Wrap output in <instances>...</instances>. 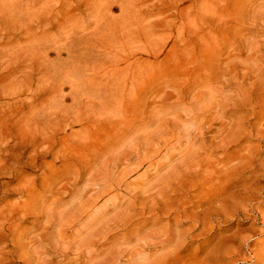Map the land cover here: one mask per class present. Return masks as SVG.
Returning <instances> with one entry per match:
<instances>
[{"label":"rangeland","instance_id":"374dc122","mask_svg":"<svg viewBox=\"0 0 264 264\" xmlns=\"http://www.w3.org/2000/svg\"><path fill=\"white\" fill-rule=\"evenodd\" d=\"M249 1L0 0V116L3 113L10 116V110H12L16 113L13 115L19 123L15 127H8L7 140L0 139V164H4L0 166V212L9 211V220L4 222L3 231V235L8 237L5 243V259H7L5 264H19L16 257L19 251L14 247L16 232L19 230L17 234L23 235L28 231L32 233L37 231L35 225L37 220L34 217L22 215L12 217L9 214L17 205L23 206L28 199L27 191L22 190L23 185L26 184L35 194L37 192L36 197L39 201L56 202L58 207H69L75 202L74 195L79 191L73 189L76 174L82 171L87 172L86 168L91 169L88 166L97 170L101 166L97 165L98 163L105 162L107 165L111 161L105 153V145L111 143L112 137L118 130L111 132L99 126L101 129L95 128L88 134L90 141H86L87 137L86 140L83 139L84 132L80 131V127L74 124L72 127L69 124L75 114L82 109L73 98L79 100L91 95L88 99H93L97 107L101 109L100 101L109 107L115 105V100H122L125 97L122 93L123 87L125 91L128 89L125 94L130 96L126 97L133 103L135 109L139 106V110L144 104L142 108L150 102H155L156 110H163L161 113L164 114V120L171 127L182 119L187 122L196 113L194 116L199 119L196 121L197 127L203 124L205 128L209 127V132L206 135V142L202 141L199 134L194 133L188 148L198 151L205 143L206 146L202 145L199 150L203 159H209L215 165L223 164L230 162L231 157L238 153L249 162L253 161V167L243 172L244 175L242 172H234L230 180L221 186L218 174L214 177L213 183L205 182V179L201 181L198 178L193 179L185 175L193 171L192 168L189 170L185 164L184 167L180 164L182 162L180 160L184 159L182 151L186 144L185 142L182 144L184 149L176 145L178 144L176 133L174 138L169 137L171 140L168 138L167 143L160 149V156L154 158L155 160L145 162L141 159L140 162L136 161L127 166L128 169H136L128 180L130 183L128 189L134 191L133 194L141 198L145 187L155 182L157 173L165 174L170 168L179 165L178 173L183 174L185 178L176 182L179 185L178 191L166 192L167 203L162 201L155 207L179 206L192 213L197 211L196 206L203 204L202 209H206L210 205L205 203L207 198L204 194L212 189L213 184L219 199L220 194L223 195L222 197L225 196L222 199L228 198L231 208L236 206L232 204L233 202H239V200L241 202V199L245 200L252 196L251 199L254 200L252 206L256 210L255 216L258 221L264 219V138H262L263 135H259L264 129V99L261 101L263 104L255 106V103L262 99L260 95H264V70L262 75H257L256 78V74L254 76L250 74V77L244 78L243 72L247 74L249 72L243 64L248 59L247 56L251 54L252 48H241L237 44L244 38L257 36L258 32V36L262 37L261 40L264 39V29L250 27V21L247 20L248 12L245 7L249 6L248 4L254 6L258 4L256 0ZM217 12L220 15L224 13L222 16L227 15V20L229 19L226 22L228 26L225 35L221 31L220 36H216L217 26L213 20H216ZM240 30L244 34L243 37L239 33ZM227 36L232 42L226 39ZM236 55L240 60L234 58L235 61L230 62V58ZM258 56L260 57L259 54ZM260 59L264 60V54ZM130 63H133L131 69L127 68ZM233 64H238L241 66L239 68L243 69L238 71L237 78L233 77L236 75L235 70H231L230 76L227 75V67L231 68ZM262 67L264 69V66ZM16 76L20 78L16 79ZM87 80H95V87H90L88 82L85 85ZM115 83H118L116 85L121 88L118 95L116 90L112 89ZM252 83L256 85L254 90L249 92L247 89H250ZM78 84L85 85L86 89L83 88L80 93L73 91ZM136 85L138 89L134 87ZM258 88L261 90L257 91ZM233 92L237 95V99L239 101L243 99L245 104L239 102L237 105L229 102L228 106L222 109L221 107L225 105L222 101H225V98H233ZM88 99L83 100L87 102ZM208 101L211 103L209 104ZM193 102L194 105H192ZM189 105L194 106L190 115L186 111ZM200 105L201 108H199ZM221 112L223 115L220 114ZM6 119L8 123L13 124L10 118ZM189 121L188 124L191 123ZM224 121L226 124L242 122L246 128L251 124L255 126L254 133L242 141L230 144V150L217 147V144H213L211 140L217 136L216 133H219V128ZM0 136L2 138V135ZM24 137L25 141H23ZM259 138L263 139V142ZM167 144H171L172 148L165 149ZM122 168L118 174L121 173ZM251 179L253 180L250 181ZM248 181L249 185L246 184L249 183ZM202 182L205 183L203 188L197 187ZM82 185L84 186V183L80 187H83ZM127 199L122 197L120 201L127 205ZM105 200L100 205L104 204ZM108 213L112 214L113 211L109 210ZM233 214L234 211L228 212L230 217ZM161 216L147 214L143 216L145 218L141 217L135 222L131 231H126V234L115 232L112 236L113 238L131 237L133 232L144 227L160 228L169 221L165 215ZM86 220L85 218L82 223ZM182 221L174 226L177 231L184 232L191 226ZM254 223L253 218H232L227 222H221L217 225L216 239L211 247L219 239L229 240L238 231L246 232ZM254 227L264 229L259 225ZM76 229L78 226L74 227V230ZM199 232L200 230L194 236ZM41 241L43 243V240ZM111 241L112 238L108 245L104 246H109ZM157 242L159 239L153 240L154 244ZM186 243L183 255L187 257L197 253V256L203 258L205 251L211 248L205 250L202 238H188ZM254 245L261 247V252L264 254V243ZM148 250H154L153 253L160 252L162 247L157 249L149 247L147 252ZM70 258L66 260L57 258L56 264H83L76 263ZM211 264H217V262L212 260ZM243 264L255 263L252 258H248Z\"/></svg>","mask_w":264,"mask_h":264},{"label":"bare ground","instance_id":"6f19581e","mask_svg":"<svg viewBox=\"0 0 264 264\" xmlns=\"http://www.w3.org/2000/svg\"><path fill=\"white\" fill-rule=\"evenodd\" d=\"M251 1L252 0H250L249 2ZM256 1H258V4H256L255 6L252 4H248L249 6L245 7L247 8L246 12L249 13V14L247 13V18H248L247 20L250 21L249 22L250 23L249 25H251L250 27H255V28L259 27L261 29H264V0H256ZM219 11L221 13V10ZM217 14L218 12L215 15L216 20H213V22L215 21V26H217L215 28L217 29L215 31L217 32L216 36H220L221 31L223 32V35H225V30L226 27L228 26L226 22L229 19L227 20V15H225V17L222 16L224 13L221 15L220 14L217 15ZM235 14L237 16V13ZM248 15L250 16L248 17ZM240 17L242 19L241 15ZM221 27L223 29H221ZM239 33H241L242 37L244 36L241 30ZM258 35L257 36L255 35L251 38H244L240 40L241 41L240 43L237 42V44H239V47L241 48H245V49L252 48L250 49L251 54L247 56L248 59L245 60L246 62L244 64L241 63L244 66H246V69L249 72V74H247V72H243L244 74L242 76L244 78H246V76H249L250 74L253 76L254 74H256L255 76L256 78L257 75L259 76L262 73V70H264L262 67L264 66L263 65L264 60L261 61L260 59V57H262L264 54L263 52L264 39L261 40L262 37H259ZM226 39L232 42L228 36ZM228 46L230 47V44ZM254 50H256V52H254ZM258 54L260 55V57L258 56ZM234 58L236 60L239 59V57L236 55L235 57L234 56L231 57L229 61L230 62L235 61ZM132 64L133 63L128 64L127 68L131 69ZM239 66L240 65L235 64L234 66H231V68L230 66L227 67L228 69L227 75L230 76L232 74L231 70H235L234 73L236 75L235 76L232 75V76L237 78L239 74L238 71L241 69L239 68ZM117 70H113V71L117 72ZM143 73L145 74L144 71ZM17 76L15 77L16 79L18 78ZM87 82L90 87L92 86L95 87L96 85L95 80H87L84 84L86 85ZM116 84L118 83H115L112 89L113 91L116 90L117 92L116 94L118 95L121 88L120 86L118 88V85ZM80 85L81 84L76 85L73 88V91L80 93L82 92L83 88L86 89L85 85L82 86ZM255 85H256L255 83H252V85H250L251 87L249 86L250 89H247V91L249 92L253 91ZM134 87L138 89L137 85ZM127 90L125 91L124 87L122 88V91H124L122 93H124L123 95H125V97H123V99L120 101L115 100L116 101L115 105L109 106L108 104L109 107H107V104L104 105L103 102L100 101L99 105L101 106V109L98 108L99 106L97 107V103L93 99L91 100L88 99L91 97V95L84 97L89 100V101L87 100V102H84L83 100L84 98L79 100L73 98L74 102L76 103L78 102V104L81 105L82 109L77 114H75V116L69 121L70 122L69 124L71 126L74 124L80 127V131L84 132L83 139L86 140L87 137L86 141H90L89 140L90 137L88 136V134L91 133L90 131L94 130L95 128H98V130L101 128L102 129L104 128L106 130L109 129L111 132L118 130L116 131L117 133L116 135H114V137L111 136L112 137V140L110 141L111 143L110 144L106 143L107 145H105V150H106L105 153L106 155L109 156V159H111V161H109L107 165L105 162L98 163L97 165H101V166H99L97 170L92 168L91 166H88L91 169L86 168L88 169L87 172L82 171L83 173L80 172L76 174L75 176L76 179L73 184V189L79 190L80 192L78 191L74 195L75 202L69 207H58L56 205V202L46 203L45 201H39L38 200L39 198L37 199L36 197L37 192L35 194V192L32 189L26 186V184L23 185L24 189L22 188V190L25 192L27 191L28 199L23 206L20 207L17 205V207H15V209H13L12 212H10L9 214L12 217H16L17 215L34 217V219L37 220L35 224L37 231L35 233L33 232L34 234L32 233V231L30 232L28 231L27 233L22 235V234H17L18 232H20L18 230V232H16L17 236L13 234L16 238L14 247L19 251V252L17 251L18 255H16L18 259V263L19 264H56L57 258H63L64 260H66L67 258H70L72 256L70 258L71 260H73L76 263H83V264H211L212 260L216 261L217 264H243L248 258H252L255 264H264V254H262L261 252L262 251L261 247H255L254 245V244L258 245L264 243V238H263L264 229L263 230L256 229L254 227V225H259L262 228H264V219L258 221L257 216H255L256 210L252 206V204L254 203L253 202L254 200L252 201L251 199L252 196L247 197L245 200L241 199V202L240 200L239 202H233L232 204H235L236 206L232 207L233 208L232 209L229 202L230 200L228 198L222 199L225 196L222 197L223 195L221 194H220L221 198L219 199L217 192L215 191L216 188H213V184H212V189L207 190L206 193L204 194L207 198L205 203L207 205H210L206 209H202L203 204L196 206V208L198 207L197 211L192 213L188 212L186 208H181L179 206L168 207L165 205L164 208L155 207V205H158L162 201H164V203L165 202L167 203L166 201L167 197L165 196L166 192H170L171 190L178 191L179 185L176 182L178 180L182 181L185 178L183 174L178 173V169L180 167L179 165L170 168L165 174L164 173L159 174L160 172L157 173L156 180H154L155 182L145 187L141 198L137 197L135 193L133 194L134 191L128 189L130 186L128 180L130 178V175L133 172H135L136 169H128L127 166L136 161L140 162L141 159H144L145 162L148 160H149L148 162H150V160L152 161V159L160 156L161 147L164 146V144H166L171 137L174 138L175 136L174 134L176 133L178 134V137L176 138L177 142L175 141L178 144L176 145H180L183 148L182 144H184V142L186 144L184 146L185 149L183 148L184 149L183 151L180 150L185 153V154L183 153L185 156L180 152L182 154V158L184 157V159L180 160L182 162L179 163L182 164L183 167L185 164L186 168L189 170L190 168H192L193 171H189L185 173V175L187 174L193 179L198 178V180L200 181L205 179V182L207 181L208 183H213L214 177L218 174L220 175L219 185L221 186V184L228 182L230 180V177L233 175L234 172L245 173V171L252 168L253 161L252 163L249 162L248 160H246L245 157L238 155V153H235V155L231 157L230 162H226L223 164L219 163L215 165L213 162H211V160L203 159V157L199 153V150L201 149L202 145L206 146L204 145L205 143L200 146L198 151L192 148H191L192 150H190V147L188 148V146H190L189 144L191 143V136H193L194 133L199 134L202 137V141L206 142L205 141L206 135L209 132L208 130L209 127L205 128L203 124L197 127L196 121H198L199 119H197V116H194L196 113L193 114V118L188 119L187 122L186 120L182 119L178 124L175 123L173 127H171L169 126V123H167L164 120V114L161 113L163 112V110L161 111L156 110L157 104L155 102L153 103L150 102V104L148 103L149 105L142 108L143 106H145L144 104L142 107H140L141 109L139 110H138L139 106H137L135 109V107H133L132 105L133 103L130 100H128V98L126 97V96H130V94H125ZM258 90L261 89L258 88L257 91ZM132 92L133 90L131 91V93ZM91 93L93 95V91ZM232 96L233 98L231 99L225 98V101H222V103L225 104L223 107H221L222 109L228 106L229 102L235 103L237 105L239 104V102L245 104V101L243 99H240V101L237 99V95L234 94V92ZM147 97L146 99L149 98ZM261 97L262 99L257 101L255 103V106L260 105L261 101L264 99L263 98L264 95L263 96L260 95V98ZM210 100L214 101V99H210ZM210 103L211 102H209V104ZM252 103L253 102H251V104ZM192 105H194V102L192 103ZM192 105H189L190 107L187 106L189 109L188 108L186 109V111H188L187 114L189 115L191 114L190 112H193L194 110L193 109L194 106ZM211 105H213V103ZM201 107L202 106L200 105L199 108ZM218 109L220 110L219 107ZM10 113H11L10 116H7L6 113H3L2 116H0V135H2V138L0 139L1 140L4 139L3 141H5V139L7 140L8 127H15L16 124L19 125L16 116L13 115L16 113H14L12 110H10ZM201 114L202 113H200V115ZM220 114H222V112ZM189 115L187 116L189 117ZM36 116L38 115L36 114ZM6 118H10V120L13 121V124L8 123V120ZM200 118L203 117L200 116ZM219 119H222V117H219ZM188 121L191 123L188 124ZM24 126H26V124ZM99 126L102 127L100 128ZM186 127H188V129H186ZM254 127L255 126L249 124L248 128H246L242 122L240 123L231 122L229 124L228 123L226 124V121H224V123H222L219 128L218 131L219 133H216L217 136H214L211 141L213 144L216 143L217 147L226 148L230 150V144H233L236 141H242L248 135H252V133H254L253 132L255 129ZM20 129H22L21 126ZM102 133L103 131L100 133L99 138H101ZM96 135L98 134L96 133ZM259 135L264 136V129H262V133L261 134L259 133ZM263 136L262 138H264ZM23 139H24L23 141L26 140L25 137ZM262 140L261 142H263ZM169 148H172L171 144H167V146L165 147V149H169ZM182 148L180 147V149ZM134 164L137 165V163ZM1 165L4 166V164L2 163L0 164V166ZM138 165L140 166V164ZM121 168L122 171L120 174H118ZM137 168L139 169V167ZM163 170L164 168L162 169V171ZM244 173L242 175H244ZM201 176L202 178L200 179ZM252 180L253 179H251L250 181ZM82 183H84V186L82 185L83 187H80ZM204 184H205L204 182L199 183L197 187L203 188L202 186ZM246 184L249 185L250 182ZM246 187L248 186L246 185ZM111 193L114 194L111 196L110 195ZM57 194H59V192H57ZM122 197L128 198L127 205H125L120 201ZM103 200H105V203L100 205V203ZM228 208H230L231 210ZM109 210H112L113 213L109 214L108 213ZM226 211L228 212L234 211V214L232 215V217H230L231 215H228V212ZM8 212H9L8 210H6V212L5 211L0 212V264H5L7 260L5 259L6 258L5 243L8 241V237L3 235V231L5 229L4 222L9 220ZM147 214L148 215L153 214L155 216L165 215L167 219L169 218V221L160 228L153 227L151 229H147L146 227H144L141 230H136L135 232L132 233L133 235L131 237L124 236L122 238H113L112 234H114L115 232H125L126 234V231H131L135 222L141 217L142 219L145 218L143 216H146ZM85 218L87 220L84 223H82V221ZM232 218H236V219L253 218L255 220V223L246 232L238 231L229 240L225 238L219 239L218 242H216L215 245L211 247L212 246L211 244L216 239L215 235H216V230L218 228L217 225L220 224L221 222H227ZM182 220H184L185 223L191 225L189 229L184 232L177 231L174 228V226H176ZM75 226H78V229L74 230ZM198 230H200L199 234L194 236V234ZM111 238L112 241L109 243V246H104L105 244L108 245V242L110 241ZM188 238L190 239L202 238L205 243L204 246L205 250H207L210 247L211 248L209 251H205V256L203 258L197 256L198 255L197 253L191 257H187L183 254L187 246L186 240ZM154 239H159V242L154 244L153 243ZM40 240H43V243L42 241L40 242ZM149 247L152 249H157V247H162V250H160V252L155 251L154 253L152 252L154 250L151 251L148 250L147 252V249H149Z\"/></svg>","mask_w":264,"mask_h":264}]
</instances>
